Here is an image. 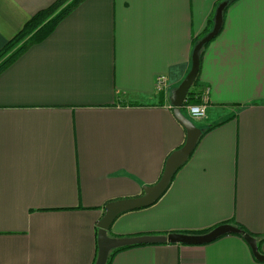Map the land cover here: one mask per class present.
<instances>
[{
    "label": "crops",
    "instance_id": "obj_1",
    "mask_svg": "<svg viewBox=\"0 0 264 264\" xmlns=\"http://www.w3.org/2000/svg\"><path fill=\"white\" fill-rule=\"evenodd\" d=\"M56 1L0 0V50ZM219 1L83 0L0 71V264L95 262L105 206L142 196L185 143L169 99ZM231 2L200 55L194 91L206 116L183 113L201 131L195 149L164 194L119 215L109 237L235 224L264 256V0ZM110 264L264 262L226 235L135 246Z\"/></svg>",
    "mask_w": 264,
    "mask_h": 264
},
{
    "label": "water",
    "instance_id": "obj_2",
    "mask_svg": "<svg viewBox=\"0 0 264 264\" xmlns=\"http://www.w3.org/2000/svg\"><path fill=\"white\" fill-rule=\"evenodd\" d=\"M227 5L228 2L226 1L218 5L211 30L193 47L190 70L184 80L171 93L169 99L175 119L186 131L184 145L170 155L165 163L159 181L151 187H145L142 196L135 199L113 202L105 206L103 216L97 224V256L94 264H106L110 252L122 247L157 244L205 245L226 235H240L251 249L254 258L259 262H264V256L259 253L255 239L231 225H219L201 235L169 234L167 236L133 238H111L107 235L111 224L119 215L153 205L164 194L175 173L187 162L195 149L201 131L183 115L181 109L189 90L199 74L201 51L205 45L209 44L219 34L223 24V11Z\"/></svg>",
    "mask_w": 264,
    "mask_h": 264
},
{
    "label": "trees",
    "instance_id": "obj_3",
    "mask_svg": "<svg viewBox=\"0 0 264 264\" xmlns=\"http://www.w3.org/2000/svg\"><path fill=\"white\" fill-rule=\"evenodd\" d=\"M82 1L83 0H57L54 4H52L48 8L37 12L30 19H28L21 28V30L12 39H10L0 50V71L4 69L7 65H9L11 62L16 60L32 45L43 41L55 29L57 24L60 21H62ZM224 1H229L228 2L229 4L232 3L231 0H221L219 1V3ZM213 18L208 20L206 29L193 40V47L200 39H202L211 30L213 26ZM208 45L209 44L205 45L203 49L206 48ZM198 80H199V75L197 76L195 82L193 83L191 89L188 92L184 105L181 109L182 113H184L185 109L188 106L203 104L202 101L203 97L201 93L199 92L197 93L194 91L195 87L198 85ZM233 226L242 230L244 233L250 235L251 237L256 238L254 235L247 232L243 227L235 224ZM212 229L199 233H192V234L201 235L211 231ZM133 247L135 246L122 247L111 251L110 254L108 255L106 264H110L113 256L116 255L117 253Z\"/></svg>",
    "mask_w": 264,
    "mask_h": 264
},
{
    "label": "built area",
    "instance_id": "obj_4",
    "mask_svg": "<svg viewBox=\"0 0 264 264\" xmlns=\"http://www.w3.org/2000/svg\"><path fill=\"white\" fill-rule=\"evenodd\" d=\"M165 86H166L165 77L163 76L159 77L157 79V89L159 91H162ZM186 110L188 115L194 120L203 119L206 116V107L204 104L188 106Z\"/></svg>",
    "mask_w": 264,
    "mask_h": 264
},
{
    "label": "rangeland",
    "instance_id": "obj_5",
    "mask_svg": "<svg viewBox=\"0 0 264 264\" xmlns=\"http://www.w3.org/2000/svg\"><path fill=\"white\" fill-rule=\"evenodd\" d=\"M193 123H195V125L197 124V122H196V121H193Z\"/></svg>",
    "mask_w": 264,
    "mask_h": 264
}]
</instances>
